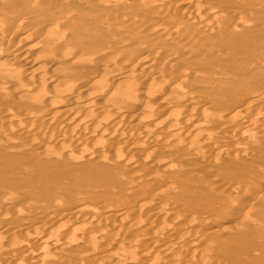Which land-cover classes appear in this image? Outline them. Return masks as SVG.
<instances>
[{
  "label": "bare ground",
  "instance_id": "obj_1",
  "mask_svg": "<svg viewBox=\"0 0 264 264\" xmlns=\"http://www.w3.org/2000/svg\"><path fill=\"white\" fill-rule=\"evenodd\" d=\"M51 1H57L59 4L54 5L49 1L51 4L49 6L47 0H0V119L10 117L14 112L17 117L13 119L11 116L9 121H3L5 118L1 119L3 122L0 121L2 123L0 132L8 137L14 131L23 132L31 129L32 126L34 129V126L37 127L36 123L40 124L42 120H48L52 115L54 118L55 115L58 120L57 123L54 122V128L51 127L52 132H49L48 136L41 137V140L39 137V142H36V139L35 144L52 146L61 153L65 150L64 146H67L65 143L79 146L74 152L70 150L69 155L73 163L70 166L57 165L59 168L57 174L64 177L70 172L75 174L78 180L97 176L104 182V178L109 179L108 175L113 173L118 181L117 184L123 186L112 195L100 196L110 205L109 209L88 210L85 216L80 214L78 216L77 209L73 210L75 207L71 206L72 204L64 203L57 198L51 200L47 207L51 214H45L46 210L39 213L33 226L37 228L38 225L55 223L57 219H61L57 214L67 209L64 212H69V215H66L68 218L65 216L66 219L60 220L62 225L59 228L64 234L45 227L33 236V240L36 241L32 250L38 256H45L49 251V244L57 243H61V246L65 244V247L71 249L86 250L85 259H82L83 256L72 255L73 258L69 256L72 259L69 258L68 262L62 261L65 264H123V262L133 263L139 260L140 264H214L211 260L202 259L209 258L206 252H211L210 248L217 247V245L211 247L210 240L223 233L227 236L228 233L229 241L219 247L221 248L219 252L226 251L227 256L226 259L224 258L226 261L223 259L225 264H264V208L259 210V214L254 215L249 206L248 213L257 218L255 221L257 226L253 227L251 234L242 231L240 229L243 227L242 224L238 227V223L234 221L226 225V217H235L236 221L247 214L245 209L235 203L236 196L247 198L249 203L254 198L225 177L216 179V183L212 182L213 165H216L220 172L228 170L238 162L239 157L242 158L247 154L246 148L252 142L245 141V133L248 132L258 139L264 135V110L257 111L259 107L264 108L263 83L258 82L262 86L259 92H249L247 97L229 98L225 105L218 107L215 113L216 119L212 122L206 125L195 122L196 115L203 110L204 104L199 93L200 89H211L214 85L223 84L218 81L210 86V83L203 81L201 71L205 68L200 58L194 56L192 52L195 50L194 47L190 46L194 45L196 50L199 48L201 50L203 47L201 53L207 52L212 46L208 40L210 35L214 34L212 25L219 16L211 14V9L206 5L209 0ZM190 2L192 6L199 5L196 14L189 12L190 15L187 17L183 10H187ZM180 9L186 18L182 14L184 19L182 17L178 19L180 16L176 15L181 14ZM38 11L46 13L50 19L41 27H34L31 21ZM237 14V7L232 6L224 11L223 17ZM147 19L151 21L150 24ZM83 22L89 24L84 23L85 26H82ZM90 24L95 27L92 28ZM139 24V28L130 27ZM122 27L124 28L120 34L119 30ZM237 29H239L237 24L231 28V30ZM116 33H119V36L115 35ZM104 34L107 35V40L99 42L106 36ZM176 37L181 39L180 42L174 44L172 42L173 46H170L168 42L171 40L177 42ZM167 43L169 45H166ZM241 44L242 42L238 43L237 47L242 50ZM260 44L264 45V40L253 42L246 49L250 51L253 46L258 47ZM14 58L17 63L12 62ZM173 58L175 60L172 63L170 60ZM182 61H186V65H192L197 70L184 68L181 66ZM256 64L264 71V56L262 61ZM95 65L96 68L91 71ZM39 67H46L43 78ZM235 75H238L237 72L234 73ZM38 79H45V84L49 87L48 91H41L37 85H34ZM72 80L76 81L72 82ZM86 89L89 92H86ZM220 89L224 90L225 87ZM153 96L158 98L155 102L154 99L151 100ZM13 97L23 100L22 105L26 101L28 107H22L20 101H17L20 108L18 106L16 108L14 101V104H11ZM170 105L176 108L172 110ZM89 109L94 111L88 112ZM6 124H9V127ZM204 126L210 136L214 137V141L226 142L225 137L233 133L243 140L235 142L229 148L212 144L209 139L198 142L195 140V134ZM257 140H253V149H264V142ZM24 143L31 145L28 140ZM9 149V138L4 140V137L0 136V157ZM228 149L232 151L230 160L223 156L224 153L229 155ZM209 150L218 151L219 155L217 152L213 153L214 157L208 155ZM255 150L254 152L258 151ZM88 151L93 152L90 158L85 156ZM48 160L44 158L42 161L40 168L42 176H47V167L52 163ZM95 161L99 166H103L101 171L94 168ZM154 162L158 165L167 162L163 167V171L166 172L165 178L147 175L142 177V181L137 182L132 179L133 183L130 180L137 171ZM191 166L201 167V174L188 173L191 172L189 171ZM247 181L251 183L250 180ZM136 183L143 185L136 187ZM257 183L264 192V173L259 174ZM213 185L228 191L234 190L231 194L225 191L217 194L218 198L215 202L222 200V205L224 204V210L221 208L222 212L217 208L202 215L192 212L188 218L179 219L180 221L175 217H162L163 212L155 207L154 210L146 213L148 207L160 205L162 202H167L170 207L173 205L186 209L189 204L184 199L196 197L199 193L196 187L212 191ZM106 186L110 188L109 185ZM175 186L181 189L182 194L178 196L173 192L170 195L173 198L171 199L167 190ZM220 187L218 188L222 189ZM140 188L143 191L138 194L137 189ZM231 195L235 197L230 198ZM12 199H14L12 196L1 198L0 205L9 203ZM87 200L82 198L80 203L85 204ZM118 200L134 205L135 208L125 214L121 212L123 205L118 204ZM16 203L17 201L12 200V204ZM18 206L17 208L21 207ZM14 210L15 208L12 207V210L7 212L9 214L7 220L13 219ZM106 211L117 213V220L112 222L113 229L110 228L113 233L111 242L114 246L111 245L107 249H105L107 246L103 247L105 244L103 246L100 244L103 248L100 245L98 248L90 243L92 240L97 243V240L104 238H100L91 225L96 218L108 213ZM138 224L142 225L134 232ZM70 226H75L74 233L79 231L85 239L75 240L76 237L71 242L69 240L71 234H67L70 229L67 230V227ZM109 226L104 224L103 228L102 226L100 228L108 232ZM260 226H263V229ZM120 228L126 235L129 234V237L131 232H134L133 237L126 241L123 231L122 233L121 230L118 231ZM4 229L2 228L0 232L2 237L4 234L8 235ZM132 229L134 231H131ZM259 238L263 241H259ZM124 240L128 243L121 250L122 247L117 245H122ZM243 243L255 247V249L250 248V256L248 251L243 250L246 246L245 248L239 246ZM14 245L19 249L17 244ZM147 248L160 255L151 256L149 260L147 254L142 255ZM13 249L12 246L0 248V257L6 250L14 252ZM186 251L192 254H186ZM47 263L25 261L22 264ZM49 263L53 262L49 261ZM0 264L10 263L0 260Z\"/></svg>",
  "mask_w": 264,
  "mask_h": 264
},
{
  "label": "rangeland",
  "instance_id": "obj_2",
  "mask_svg": "<svg viewBox=\"0 0 264 264\" xmlns=\"http://www.w3.org/2000/svg\"><path fill=\"white\" fill-rule=\"evenodd\" d=\"M47 1H48L49 6L51 4H54V5L55 4L57 5V3L59 4V2H57V1H55V2L54 1L52 2L51 0H47ZM49 1L51 2V4L49 3ZM207 1H205V2H207ZM233 4H235V5H233ZM206 5L211 9L212 15H218L219 17L222 16V17H220V19L218 17V20L216 19V22H213L214 24L212 25L213 26L212 28H214V34L210 35V39L208 40V42H211L212 46L209 45L210 50H208L207 52H202V53H201V50L203 49V47H201L202 48L201 50H200V48L196 50V47L194 45L191 44L190 46L194 47V49L196 50V51L195 50L192 51L194 56H198L200 58V62L202 63V65L205 68L204 71H201V74H202L201 76L203 78V81L206 83H210V86L212 85V83L218 82V81L223 82V84L214 85L211 89L201 88L199 91L200 96L204 100V104L202 105L203 110L199 114L196 115L195 122L199 123V124H205V125L216 119L215 113H216L218 107L221 108L223 105H225L229 98H231L232 96L247 97V95H249V92H255V91L259 92L262 90V86L258 82H262L264 85V71L261 68H259L256 64L258 61H262V56H264V45L260 44L258 47L253 46V48L250 51L246 49V47L251 45L253 42L255 43V42H259V41L264 40V0H209V2L206 3ZM46 6H48V5H45V7ZM197 6H192L191 2H190L187 5V10L184 9L183 11H184V13L186 12L185 14L187 15V17L190 15V13H193L195 15ZM232 6L237 7L238 14L234 15L232 17H223L224 11L226 9L232 7ZM183 11H182V9H180L179 13H181V14L176 15L177 17L180 16L178 19L183 18L182 14H183V16H185V14L182 13ZM34 17H35V18H33L34 21L31 19L32 20L31 22L34 23V27H36V26L41 27L44 24V22H46L50 19V17L48 19V16L46 13L45 14L43 12L41 13V11L36 12V15H34ZM173 18H175V17H173ZM185 18H186V16H185ZM28 22H30V21H28ZM147 22L149 23L151 21L150 20L148 21V19H147ZM33 23L31 24L32 26H33ZM84 23L85 22H83V24ZM85 24L88 25L89 23L86 22ZM85 24L82 26H85ZM123 24L121 26H123ZM235 24L238 25L239 29L231 30V28ZM90 26L92 28L95 27L92 24H90ZM137 26L135 25V26H130V27H131V29H133V27H135L134 29H136V28L140 27V24ZM144 26L145 25H143V27ZM123 28L124 27H122L120 30L118 29L120 34H121V31L123 30ZM118 34L116 33L115 35H118ZM122 34H123V32H122ZM193 34L191 33V35H193ZM104 35H106V34H104ZM118 36H117V38H118ZM104 37H105V40H103ZM104 37H102V39H100V40L97 38V40H99V42H105L107 40V38H106L107 35ZM120 37H121V35H120ZM115 38H116V36H115ZM175 40L177 42H175L174 40H171V42L170 41L168 42L170 44V46L171 45L173 46L174 43L180 42L181 39L179 37H176ZM172 42H173V44H172ZM240 42H242V44H241L242 50L238 49V47H237L238 43L240 44ZM168 43L166 45H169ZM27 54L28 53H26V57L29 56ZM15 58H14V61H12L13 63H15L17 61ZM175 58L171 59L170 61H172V63H173ZM181 66H183L184 68L189 67V69H191L193 71L197 70L192 65H189V64L186 65V61H182ZM41 67H39V70L41 72V78H43L44 77L43 75H45L44 70L46 67L45 68H41ZM95 68H96V65L94 68H92L91 71H93ZM235 72H237L238 75L234 76ZM75 81L76 80H72V82H75ZM5 82H4V84H5ZM153 84H154V82H153ZM34 85L35 86L37 85V87L41 91H48V89H49L48 85L45 84V79L36 80L34 82ZM155 85H156V83H155ZM223 86L225 87V89L224 90L220 89ZM156 87H158V85H156ZM86 92H89V91L86 89ZM16 99L15 98L12 99L11 104L14 101V103H15L14 106L19 107L18 102L20 100L17 97H16ZM152 99H154L153 101L155 102L156 99H158V98H157V96H153L151 98V100ZM15 100H16V102H15ZM21 102H23V100L20 101V105H22ZM25 102L23 103L22 107H28V105L26 104L27 102L26 103ZM159 106H161V105L159 104ZM44 107H46V106L44 105ZM170 107L172 108V110H174L175 106L173 107V105H170ZM41 108H42V106H41ZM262 108L259 107L257 109V111H259V112L263 111L264 108L263 109ZM82 111L84 112V109ZM89 111L93 112L94 110L89 109L88 112ZM79 113H81V111ZM12 114L13 113H11V116H13V117H11V116L10 117L13 119H16L17 118L16 112H14L13 115ZM6 117H7V119H6ZM6 117H1V119L5 118L3 121H5V120L9 121L10 117H8V116H6ZM52 117H53V115L50 116V118H48V120L47 119L44 121L42 120V122H40V124L36 123L35 125L37 127L35 128V126H34V129L32 126L31 129L23 131V132L20 130L17 132L14 131V132L10 133L8 137L3 136L2 133L0 132V136L4 137V140H5V138H9V148H10L9 150L6 151L4 156L0 157V199L1 198H9V196H12V197H14V199H12V200L17 201L16 204H12V200H10L9 201L10 205L8 202L4 205H0V232H1L2 228H5L4 230L7 231L8 235H9L8 236L7 234L6 235L4 234L2 237V235L0 233V248L1 249L2 248H8L11 246L14 247V249H13L14 252H12L13 255L11 252H9V250H6V252L2 255V257H0V260H5L7 263H10V264L11 263L12 264H15V263L16 264H22L25 261L30 262V263H32V262L33 263H40V262H46V263L48 262L49 263V261H50L51 263L53 262L52 264H54V263L65 264L66 262H68L69 258L72 259L73 257H76V256L77 257L83 256L82 259H85L86 258V254H85L86 250L76 249V248L75 249L67 248V247H65L66 246L65 244H63L64 246L63 245L61 246L60 245L61 243L60 244L57 243L55 245L53 244L54 246L52 244H49V247H48L49 251L45 254V256L44 255L38 256L32 250L33 249L32 247L35 246V241H36V240H33V236H35L38 231H42L45 227L52 228L54 231H57V232L64 234V232L61 231V229H59V228H61L60 225H62L60 220L61 219L64 220V219L68 218L67 216L69 215L68 214L69 212H64V211H67V209H63L64 210L63 212H61L60 214L59 213L57 214V216H60L61 219H59V220L57 219V221L55 223H52V224L49 223V224H45L43 226L42 225H38V226L36 225L37 228L33 226V223L36 222L35 220H37L39 213L45 212V210H46L47 213L45 212V214H48V213L51 214L47 210V207H48V205H50L51 200L56 199V198L62 200L64 203L72 204L71 206L75 207L73 210L77 209L78 216H79V214L82 216H85L86 211H88V210H94L95 209V210L99 211V210H102L104 208L109 209L110 205L108 203L104 202L100 196L105 195V194L112 195V194L116 193L118 188L123 186V184H117L118 181L116 179V176L113 173H110V175H108L109 179H107L105 177L104 182H102L99 179V177H97V176L87 178V179L85 178L84 180H78V179H76L75 174H72L70 172H68L64 177H62V176L60 177L57 174L58 173L57 169H59V168H57V165L70 166V164L73 163V161L70 159V155H69L70 150L71 151L73 150V152H74V150L76 151V148H78L79 146H77L76 144L73 143V146H75V147H73L71 143L70 144L65 143V145H67V146H64V144H63L65 150L63 153H61V152L55 150L52 146H47V145L40 146L39 143H37V145L35 144L36 139H37L36 142H39L42 139L41 137H45V135L48 136L49 132H52L51 127L54 128L55 123H57V120H58L57 117H55V115H54V118H52ZM1 119H0V121L3 122ZM1 122H0V124H2ZM32 124H34V123H32ZM6 125H7V127H9L8 126L9 124H6ZM30 125H28V126H30ZM1 127H2V125H0V129H1ZM244 135H245L244 139L246 138L245 141H249L252 143H250V145H248L246 148L247 154L242 156V158L241 157L238 158L239 163L237 162L236 164H238L237 166H239V167H237L236 164H234L231 169H228V170L225 169L224 171L220 172L219 169L217 168V166L213 165L212 171L214 174L212 176L214 177V179H212V182L216 183V179L219 180L222 177H225L226 179L232 180L234 184L239 186L238 188L245 190V192H248V194L254 198L249 203V201L246 200L247 198H245V197H237V196L235 197L234 195H231L230 198L235 197V199H234L235 203L238 206H240L241 208L245 209V212H247V214L245 217H243L241 219H236V221H235V217L228 216V218L226 217V221H225L226 225H228L230 222H233V221H234V223H238V225H237L238 227H240V225L242 224L243 227H241L240 229L242 231H245V232L251 234L253 227L257 226V224L255 222L257 220V218L254 217V215L259 214L260 213L259 210L261 208H264L262 206V205H264V192L261 191V188L259 186H257V184H258L257 179H258L259 174L264 173V171H263L264 170V160H262L264 158V149L258 150L255 148L258 151L253 149V143H254L253 140H257L258 137L256 138L255 136H251L250 133H248V132L245 133ZM195 136H196L195 140L198 142L209 139V140H211L212 144L224 146L225 148H227V147L229 148L235 142L243 140L242 138L241 139L239 138L240 137L239 135L237 137V135H235L233 133L232 135H230V136L228 135L225 137V138H227L226 142H225V140H222V141H216L215 140L214 141V137L210 136V133L207 131L206 126H204L199 132H197L195 134ZM225 138H223V139H225ZM251 138H253V139H251ZM31 139H32V141L34 139L33 145H32ZM23 140L25 142H26V140H28V142H30L31 145L25 144ZM258 140L260 142H264V135L259 137ZM10 143H11V145H10ZM254 150L256 152H254ZM228 151H229V149H228ZM216 152L219 155L218 151L209 150L208 155L210 154L213 156V153H216ZM229 152H230L229 155L225 154V153L223 154L225 159L230 160V158L232 157V155H231L232 151L230 150ZM92 153H93L92 151H88V152H86L85 156L90 158L92 156ZM217 154H214V155L218 157ZM44 158H48L49 163L52 162L47 167V176H42L41 170H40V168L42 167V164H43L42 161L44 160ZM6 160H10V161H6ZM171 161H172V159H171ZM167 162L170 163V160H168ZM167 162L166 163L162 162L159 165L155 162L154 163H148L141 170L137 171L132 176V178L130 180L132 182H133L132 179L136 180L137 182L142 181V177L143 176L145 177L147 175L165 178L166 172L163 171V167H164V165L167 164ZM171 163H173V161ZM93 165H94V168L98 171H101V168H103V166L98 165L97 161H95L93 163ZM189 171H191V172H188V173L201 174L202 168L199 166H191ZM247 180H250L251 183H249ZM217 184H218V182H217ZM106 185H109L110 188H108V186H106ZM137 185L142 186L143 184L142 183H136V187H137ZM213 186H214V188L212 191H208V190L206 191V190L201 189L200 187H196V189H199L198 195L196 197L194 196L192 198H188L189 200L184 199L185 202H187L189 204L188 208H186V209L177 208V207H174L173 205L170 207V204H167V202H162L160 205L156 204L155 206L151 205L152 207L151 206L148 207V210H146V213H149V211L154 210L153 208L155 207V208H157V210H161L163 212L162 217H175L178 220L179 219L182 220V219L188 218V215H190V213H192V212L194 214H197V215H202L205 212H207L213 208L214 209L217 208L220 212H222L224 210L223 209L224 204L222 205V200L215 202L216 199L218 198L217 194L219 192H224V191H225V193L229 192L231 194L234 192V190L228 191L227 189H224L223 187H220L218 185H213ZM218 187H220L222 189H219ZM137 190H138L137 191L138 194H140L141 191H143L142 188L137 189ZM167 192H168L169 198H171L170 195L173 192H175L178 196L182 194L181 189L177 186L171 187L169 190H167ZM82 198L88 199L85 204L80 203ZM171 199H173V198H171ZM155 200H160V198H156ZM232 201H233V199H232ZM117 203L123 205V209L121 210V212H125V214L130 213V211L132 212L133 208H135L134 205H131V204L126 203V202H122L121 200H118ZM17 204L20 205L21 207L17 208V207H19ZM249 206L252 208V211L254 213L253 216L248 213L249 212ZM12 207L15 208V210H14L15 213H13L14 217L12 220H9V219L7 220L6 218L9 215L8 213L10 212V210H12ZM106 212H108V211H106ZM65 216H66V218H65ZM116 216H117V213L115 211H109L108 213L103 215L101 218L100 217L96 218L95 219L96 222L95 221L92 222L91 228L98 233L100 238L104 237V238H102V240H100V239H99V241L97 240V243L95 242V240L90 241L92 246L95 245L96 247L99 248L100 244L102 246L105 244L103 246L104 248L107 246L105 249L110 248L111 245L114 246L111 242V240L113 239L112 238L113 233L111 230L113 229L112 228L113 223L117 220ZM254 218H256V219H254ZM104 224L111 226V227L110 226L108 227V230L110 232L109 231L104 232L103 229H101V228H103ZM135 225L137 226V223ZM141 225L142 224H140V225L138 224V227H136L137 229L135 231L132 229L131 231L136 232L141 227ZM56 226H57V229L55 230ZM263 226H260V228L263 229ZM74 227L75 226L67 227V230L70 228L69 231H67V234L68 235L71 234V235H69L71 238L68 237L69 240L72 242L74 240V238L77 237L75 240L80 239L83 241V239H85V237L83 235H81V233L78 230H77L78 231L77 233L76 232L74 233V231H76L75 229L73 230ZM110 228H112V229H110ZM76 229H78V228L76 227ZM118 231H120L121 233L123 231L122 234L125 235L126 241L130 240L133 237L132 233L134 234V232H131L130 237H129L128 236L129 234L126 235L122 228L118 229ZM100 232H101V234H100ZM73 233L75 235L78 234V236H75V235L73 236L72 235ZM102 234L103 235L105 234V235L103 236ZM225 235L226 234L223 233V235L219 234V235L211 238L213 240V241L210 240L211 243L209 242L211 247L213 245H215V247H216V245H217L218 248L217 247H216L217 249L216 248H210L211 252H206V254L208 253L207 255L209 258H205V257L202 258L204 261H210L211 260V262L213 261L214 264H225V261H226L225 259L227 256L226 251L219 252V250L221 249V248H219L220 245H222V243H224V242L229 241L230 236L228 235V233H227V236H225ZM6 236H8V237H6ZM10 238H11V240H10ZM103 239H104V241L106 240V242H104ZM258 240L263 241L262 238H259ZM17 241L21 244L24 243L23 244L24 247L21 246V248H20L21 244L18 246L19 243ZM126 241L124 240L122 245L119 244L117 246L122 247L121 250H123V247L125 248V245L128 243ZM217 241L219 244L217 243ZM124 242H126V243H124ZM212 242H213V244H212ZM11 243H12V245H11ZM214 243H216V244H214ZM14 244H17L19 249ZM101 245H100V247H101ZM239 246L245 248L246 244L243 243ZM22 247H23V249H22ZM63 247H65V249ZM103 247H101V248H103ZM253 247H254L253 245L252 246L248 245L243 250H245V252L248 251V255L250 256L251 249ZM254 249H255V247H254ZM23 250H24V252H23ZM27 250H28V252H27ZM212 250H213V252H212ZM10 251H12V250H10ZM74 253H76V254H74ZM223 253H225V254H223ZM145 254H147L146 256L149 260L151 259V256L155 257V256L160 255L157 252L155 253L154 251H151L149 248H147L145 250V252L142 253L143 256H145ZM186 254L191 255L192 253H187V251H186ZM72 255H75V256L72 257ZM142 255H141V257H142ZM43 256L48 257V258L45 259ZM69 256H71L72 258ZM62 261H65V263ZM139 261H136L133 263L123 262V264H126V263H128V264H140ZM59 262H61V263H59Z\"/></svg>",
  "mask_w": 264,
  "mask_h": 264
}]
</instances>
